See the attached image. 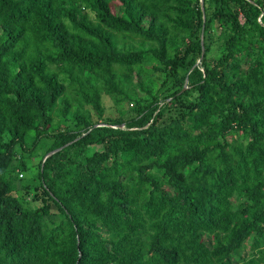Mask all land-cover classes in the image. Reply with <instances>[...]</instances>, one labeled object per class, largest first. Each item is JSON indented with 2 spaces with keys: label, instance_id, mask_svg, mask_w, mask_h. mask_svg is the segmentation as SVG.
Segmentation results:
<instances>
[{
  "label": "trees",
  "instance_id": "obj_1",
  "mask_svg": "<svg viewBox=\"0 0 264 264\" xmlns=\"http://www.w3.org/2000/svg\"><path fill=\"white\" fill-rule=\"evenodd\" d=\"M0 264H264V0H0Z\"/></svg>",
  "mask_w": 264,
  "mask_h": 264
},
{
  "label": "rangeland",
  "instance_id": "obj_2",
  "mask_svg": "<svg viewBox=\"0 0 264 264\" xmlns=\"http://www.w3.org/2000/svg\"><path fill=\"white\" fill-rule=\"evenodd\" d=\"M239 20L241 23H243V18L241 15H239ZM219 32H220L219 28H215L213 30V42H212V46H211V51L208 54V61H207V63L209 65L212 63V61L214 62L215 58H217L219 56L220 49L218 48L219 43L217 42V36L219 35ZM116 43H117V48L119 50H128L129 48L138 49L141 46V44H140L141 41H139V40H135V41H131V42H125L123 40L117 39ZM253 64H254V61L246 60V62L242 66L244 69H248V66H252ZM102 102H103V106H104L103 119L114 118L115 116L118 115L117 110H120V109L122 110V109H125V107H126V103H124L120 106L113 105L112 101L105 95L102 96ZM129 107H130V105H129ZM120 128H124V126H120ZM28 139H29V137H28ZM101 149H102V147L100 145H97L94 147H90L88 150H90V152H91L93 150L99 151ZM39 153H40V148L38 147L33 152V156H35L34 158H31L30 161H27V158L24 159V163L27 164V166H28L26 172H23V173L21 171L15 172V174H18V178L20 179V181L23 180V181H21L20 185H18V190L21 189L22 184L30 183L32 181V175L34 176L36 174L37 166H38V163L40 160V158H36V156L39 155ZM70 158H72L73 161L77 162L76 152L73 151L70 154ZM20 173L23 175L22 178L20 177V175H21ZM20 193L22 194V191H20ZM26 196L29 199H32V197H31L32 192H29V193L27 192ZM30 202H31V205L34 206L35 208H37L40 205L39 201H32L31 200ZM51 211L53 214H56L54 207L51 208ZM246 254H250V252H247Z\"/></svg>",
  "mask_w": 264,
  "mask_h": 264
},
{
  "label": "water",
  "instance_id": "obj_3",
  "mask_svg": "<svg viewBox=\"0 0 264 264\" xmlns=\"http://www.w3.org/2000/svg\"><path fill=\"white\" fill-rule=\"evenodd\" d=\"M200 3L202 4V1H200ZM203 10V9H202ZM202 54H203V49H202ZM186 89V87L183 88V90Z\"/></svg>",
  "mask_w": 264,
  "mask_h": 264
},
{
  "label": "clouds",
  "instance_id": "obj_4",
  "mask_svg": "<svg viewBox=\"0 0 264 264\" xmlns=\"http://www.w3.org/2000/svg\"><path fill=\"white\" fill-rule=\"evenodd\" d=\"M22 175H20V177H21Z\"/></svg>",
  "mask_w": 264,
  "mask_h": 264
}]
</instances>
